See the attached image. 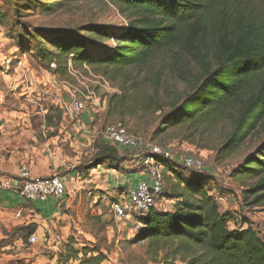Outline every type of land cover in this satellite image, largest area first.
Returning a JSON list of instances; mask_svg holds the SVG:
<instances>
[{
    "label": "rangeland",
    "instance_id": "1",
    "mask_svg": "<svg viewBox=\"0 0 264 264\" xmlns=\"http://www.w3.org/2000/svg\"><path fill=\"white\" fill-rule=\"evenodd\" d=\"M129 15V11L121 13L120 8L108 0H0V111L10 120L16 118L31 122L33 134L41 138L40 142L46 138L47 145L59 147L58 159L65 166L57 173L65 176L79 171L74 180L67 178L69 207L63 211L65 219L54 220L56 228L48 222L53 232L55 230L54 233L64 239L56 238V244L40 232L38 243L29 245L27 239L31 233L22 230L20 233L19 230L8 241L0 242V245L11 243L14 248L12 255L18 247L36 251L39 264H80L82 255L61 262L60 257L67 254L68 243L73 244L76 250L90 248L104 254L106 260L103 264H188V261L182 262L179 256H174V245L163 246L160 243L151 247L147 240L141 239L137 229L138 214L132 213L121 220L114 216L111 206L123 202L134 177L128 172H140L133 156L119 152V158L127 162L121 161L122 169L118 168V162L113 164V170L118 174L116 179L109 177V180L117 183L119 188L106 189L103 180H108V177L105 175L98 177L93 173L89 177L92 169L97 170L95 160L106 145L100 132L106 126L117 125L154 145L202 158L203 172L212 181L209 193L225 200H220V212H235L239 219L247 220L264 240V206L250 205V200L243 196L244 190L256 179L242 177L236 181L230 178L232 170L245 158L258 154L264 144V129L259 126L257 133L225 160L220 159L218 149L233 130L235 111L197 129L177 127L158 131L162 117L197 85L200 65L195 60L172 49L156 55L142 68L108 69L105 76L86 67L73 69L69 65L67 76L61 77L54 73L55 66H48L39 59L37 48L40 44L49 46L51 39L42 35L43 32L79 31L88 26L119 32L129 24ZM114 46L115 41L111 38L89 39L88 44L93 56ZM99 77L109 82L114 92H103L97 85ZM65 83L71 86L69 90L72 93H93L87 100L85 118H80L86 122L84 135L82 131L65 133L68 118L61 109L69 98V92L62 87ZM46 114H49L48 122H45ZM42 121L44 128L40 127ZM59 121L66 126L60 127ZM51 137H56L54 143L50 141ZM70 166H74V171ZM103 166V169H110L111 165L105 162ZM190 172L184 171L183 175L191 176ZM172 180L166 172L163 174L166 195L158 201L157 210L160 212L171 211L174 206V201L168 199ZM36 201L32 202L34 206ZM229 227L232 229V224ZM236 227H242V224L239 222ZM24 261L18 260L17 264H25ZM27 264H31L30 259Z\"/></svg>",
    "mask_w": 264,
    "mask_h": 264
},
{
    "label": "trees",
    "instance_id": "2",
    "mask_svg": "<svg viewBox=\"0 0 264 264\" xmlns=\"http://www.w3.org/2000/svg\"><path fill=\"white\" fill-rule=\"evenodd\" d=\"M108 1L121 13H131L127 26L119 32L101 26L43 32L51 39L49 46L40 44L36 50L41 62L54 64V73L61 77L67 76L69 65L107 76L108 69L142 68L156 55L174 49L195 60L200 75L190 93L162 117L159 132L177 127L197 129L235 111L233 130L218 149L220 159L225 160L257 133L259 126L264 129V0ZM105 38L115 41L114 48L91 55L89 39ZM121 161L119 152L106 144L95 163L103 166L108 162L113 169L118 162L120 169ZM204 168L165 170L173 179L168 199L174 206L167 212L151 208L145 216H138L141 239L151 247L174 245V256L188 264H264V240L235 212H220V200H225L209 193L212 181ZM140 169H144L142 162ZM184 171L192 175L184 176ZM242 177L256 179L244 190L245 199L250 205L264 206V144L257 155L248 156L230 173L233 180ZM239 222L242 227L237 228ZM66 248L67 254L60 257L62 263L79 255L80 264H103L106 260L104 254L90 248L76 250L68 243Z\"/></svg>",
    "mask_w": 264,
    "mask_h": 264
},
{
    "label": "crops",
    "instance_id": "3",
    "mask_svg": "<svg viewBox=\"0 0 264 264\" xmlns=\"http://www.w3.org/2000/svg\"><path fill=\"white\" fill-rule=\"evenodd\" d=\"M82 118H85V116H82ZM68 121L66 122L68 130L65 133L74 131L78 133V131H82V135L85 134L84 125L86 122L84 120L82 121V125L74 123L69 119ZM43 124L44 122L42 121L40 123L41 128H44L42 126ZM59 125L63 127L65 124L59 121ZM65 130L66 128H63V131ZM74 135L77 134L74 133ZM45 139L44 142H40L39 140H41V138L33 134L31 122L16 118L10 120L0 111V176L6 179L14 178L20 165L25 166L33 176H49L53 173H57V171H61V167L65 166V163L62 162L61 159H58L60 156L57 152L59 147L47 145ZM55 140L56 137L50 138V141L53 143ZM135 164L140 169L141 163L138 162ZM70 167L74 171V166ZM103 168L104 166H98L97 170L92 169L89 177H91L93 173L98 177L99 175H105L108 177V180H103V185L106 189L119 188L117 183L115 184L113 181L110 182L109 180V177H115L116 179V174L118 173L113 169ZM78 172L74 171L64 176L66 190L67 178L74 180L78 176ZM128 173H133L134 175L132 183L128 187L130 189L142 179L143 171L140 169V172L138 171L135 173L130 170ZM32 202L33 201L24 199L10 191L0 190V242L5 241V239L8 241L12 234L19 230L20 233L21 230L28 231V233H31V235L34 234L37 237H40L38 233L42 232L44 237L47 236L51 242L56 244V238L64 239L56 235L54 233L55 230L53 232L48 222H51L53 227L56 228L57 222L65 219V213L63 211L69 207V202L66 198L60 203L55 200H46L44 202L36 201V206H34ZM54 220L57 222L54 223ZM16 243L17 246L20 245L18 241H16L15 244ZM12 249L14 248L9 242L0 245V264H8L9 261L13 262V264H17L18 260L24 259L25 264L29 263V259L31 260V264H39V257L36 256V251L29 252L27 249L25 250L17 247L16 251H13L14 255H12Z\"/></svg>",
    "mask_w": 264,
    "mask_h": 264
},
{
    "label": "built area",
    "instance_id": "4",
    "mask_svg": "<svg viewBox=\"0 0 264 264\" xmlns=\"http://www.w3.org/2000/svg\"><path fill=\"white\" fill-rule=\"evenodd\" d=\"M54 67V64L50 65ZM98 87L105 93L114 92L111 84L104 78H98ZM69 92L68 102L61 108L65 116L82 125V116L86 111L87 100L93 93L86 95L70 91L72 88L65 83L62 86ZM71 88V89H70ZM70 89V90H69ZM81 120V121H80ZM102 140L118 152H131L132 156L140 159L143 169L142 179L124 194L122 201L111 206L114 216L121 220L132 213L143 217L151 208L157 207L165 192L163 174L170 167L176 172L183 170L202 171L204 161L194 155L181 154L170 148L154 145L145 139L131 134L124 126H106L100 132ZM170 175V173H167ZM0 190L10 191L24 199L46 201L53 199L60 203L66 198V182L64 176L53 173L49 176H33L29 170L20 165L16 176L6 179L0 176ZM137 229L141 226L139 223ZM39 238L32 234L28 237L29 245L38 243Z\"/></svg>",
    "mask_w": 264,
    "mask_h": 264
}]
</instances>
